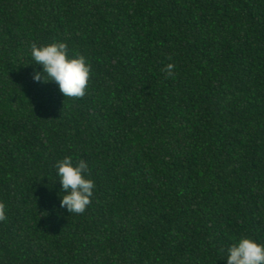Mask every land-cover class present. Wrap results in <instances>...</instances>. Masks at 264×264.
Masks as SVG:
<instances>
[{
    "label": "trees",
    "instance_id": "obj_1",
    "mask_svg": "<svg viewBox=\"0 0 264 264\" xmlns=\"http://www.w3.org/2000/svg\"><path fill=\"white\" fill-rule=\"evenodd\" d=\"M53 42L91 65L83 97L33 81L30 46ZM65 156L95 182L83 214L60 207ZM0 201V264L264 243V0H0Z\"/></svg>",
    "mask_w": 264,
    "mask_h": 264
},
{
    "label": "clouds",
    "instance_id": "obj_2",
    "mask_svg": "<svg viewBox=\"0 0 264 264\" xmlns=\"http://www.w3.org/2000/svg\"><path fill=\"white\" fill-rule=\"evenodd\" d=\"M33 64L41 66L33 72L35 83H55L59 92L67 98H79L86 94L91 76V65L84 55H70L64 42L30 46ZM173 65L166 66L168 75ZM58 183L61 185L60 207L68 213L83 214L94 195L95 182L90 178L88 163L81 159L73 162L65 156L55 164ZM70 215V216H71ZM7 219V206L0 201V221ZM226 264H264V243L249 236H241L228 247Z\"/></svg>",
    "mask_w": 264,
    "mask_h": 264
}]
</instances>
